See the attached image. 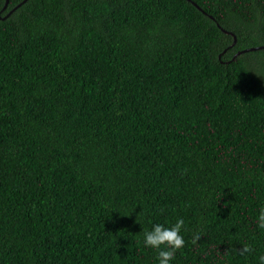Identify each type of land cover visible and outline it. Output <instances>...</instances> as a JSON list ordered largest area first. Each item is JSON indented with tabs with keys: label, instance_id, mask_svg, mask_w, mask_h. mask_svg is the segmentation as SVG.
Masks as SVG:
<instances>
[{
	"label": "trees",
	"instance_id": "1",
	"mask_svg": "<svg viewBox=\"0 0 264 264\" xmlns=\"http://www.w3.org/2000/svg\"><path fill=\"white\" fill-rule=\"evenodd\" d=\"M5 2L0 264H259L264 0Z\"/></svg>",
	"mask_w": 264,
	"mask_h": 264
},
{
	"label": "clouds",
	"instance_id": "2",
	"mask_svg": "<svg viewBox=\"0 0 264 264\" xmlns=\"http://www.w3.org/2000/svg\"><path fill=\"white\" fill-rule=\"evenodd\" d=\"M259 228L264 229V207L259 211V216L256 221ZM183 218H178L176 223L171 227H165L162 224H155L150 231H144L143 244L145 247H150L158 250L159 264H170L175 258L177 250L181 249L185 245V239L181 235L182 229H184ZM201 239L199 233L192 238V243L196 244ZM163 246V247H162ZM251 251L250 245H244L239 250L241 255H244ZM259 264H264V255L258 257Z\"/></svg>",
	"mask_w": 264,
	"mask_h": 264
},
{
	"label": "water",
	"instance_id": "3",
	"mask_svg": "<svg viewBox=\"0 0 264 264\" xmlns=\"http://www.w3.org/2000/svg\"><path fill=\"white\" fill-rule=\"evenodd\" d=\"M7 2H8V0H6V2H5V5H4L5 7H6ZM234 42H235V37H234V41H233V43H234ZM258 48H264V46L245 48V49H243V50L237 51L236 54H240V53H242V52H246V51H249V50H255V49H258Z\"/></svg>",
	"mask_w": 264,
	"mask_h": 264
},
{
	"label": "bare ground",
	"instance_id": "4",
	"mask_svg": "<svg viewBox=\"0 0 264 264\" xmlns=\"http://www.w3.org/2000/svg\"><path fill=\"white\" fill-rule=\"evenodd\" d=\"M6 8V7H5Z\"/></svg>",
	"mask_w": 264,
	"mask_h": 264
}]
</instances>
